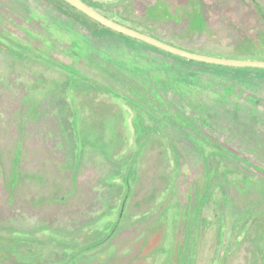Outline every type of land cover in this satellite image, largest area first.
<instances>
[{"label": "rangeland", "instance_id": "rangeland-1", "mask_svg": "<svg viewBox=\"0 0 264 264\" xmlns=\"http://www.w3.org/2000/svg\"><path fill=\"white\" fill-rule=\"evenodd\" d=\"M83 1L205 54L264 45V0H196L194 31L142 21L155 0ZM120 38L0 0V264H72L116 230L75 264H264V73Z\"/></svg>", "mask_w": 264, "mask_h": 264}, {"label": "trees", "instance_id": "trees-1", "mask_svg": "<svg viewBox=\"0 0 264 264\" xmlns=\"http://www.w3.org/2000/svg\"><path fill=\"white\" fill-rule=\"evenodd\" d=\"M60 1H62L66 5L70 6L71 8L76 9L75 7H73L70 4H68L67 2H65L64 0H60ZM255 5H256V3H255ZM256 8H257V10H260V7L257 6V5H256ZM76 10L79 11L78 9H76ZM79 12H81V11H79ZM258 12H259V14H260V16H261V18H262V20L264 22L263 14L260 11H258ZM81 13L84 14L83 12H81ZM85 16H87V15H85ZM178 17L179 18L180 17L181 18H185V20H186V22H185L186 23V27L185 28H186L187 31H194V29L197 30V28L199 29V28H202V26H204V27L206 26L205 20H204L201 12L199 10V6H198V3L196 2V0H189L188 3L186 4V6L181 7V8H177V7H174V8L172 7L171 8L170 5L168 4V2H166L165 0H155V2H153L152 4H149L146 7L145 13H144V17L142 18V21L145 20L147 24H150V22L152 20L158 21V22H164L166 20H174V19H176ZM90 19L93 20L96 24L100 25L101 27H104V28L112 31L113 33L117 34L119 36V38L120 37L121 38H127V39H131L133 41L139 42V43L143 44L145 47L151 49L152 51L161 52V53H165V54H168V55H171V56H174V57L182 58V59H184L187 62H191L193 64H197V65H200V66H202V65H205V66H219L217 64L205 63V62H200V61H196V60L186 59L185 57H182V56H179V55H176V54H172L170 52H166V51H164V50H162V49H160L158 47H155L153 45H150V44H148L146 42L140 41L138 39H135V38L129 37L127 35L118 33V32H116L114 30H111V29L107 28L106 26L101 25L100 23H98L94 19H92V18H90ZM118 20H119L118 22H120V23L124 24V22H125L126 23L125 25H127V26H130V27L135 28V29H137L139 31H142L144 33L152 35V36H154V37H156V38H158L160 40H163V41H165L167 43H170L172 45H175L177 47H181V48L193 51V52L202 53L201 52L202 50H199V49L197 50V49H194L192 47H186V46H184L182 44H179V43L173 41L172 39H168L165 36H161V35L156 34L155 32H153L151 30H147L145 27L142 26V24H139V23L138 24L137 23L136 24H132L129 21H128L129 22L128 23V22H126L127 21L126 19L120 20L118 18ZM124 20H126V21H124ZM262 43H264V41ZM203 52H208V51H203ZM212 53H214V52H212ZM206 54H208V53H206ZM215 54H209V55H215ZM217 55L220 56V57L264 60V45L260 49H257L255 45H253L250 41H248L246 43V49H244V50L238 49L236 51L233 50L231 54L219 53ZM217 55H215V56H217ZM244 68L248 69L249 71L264 73V68H254V67H244ZM27 125L30 127V124L28 122H27ZM20 126H22V125L19 124V127ZM37 130H38L39 135L43 136V139L47 140L48 138L53 136L51 130H48V132L42 131L40 127H37ZM34 136H38V134L36 133V134H34ZM57 148H59V147H57ZM51 150H53V148H51ZM43 151H42V153H44ZM9 192H10V190H9ZM93 221H94V219H93ZM115 232H112L109 235H106V234L105 235H100L101 233L98 234L97 231H96V237L100 236L99 240L94 238L93 240H91L87 244L76 245V247L69 252L68 256L65 259L68 262H72V264H75L76 259L78 258V256H80L82 254H87V253L96 251L97 249L102 247L112 236H114Z\"/></svg>", "mask_w": 264, "mask_h": 264}, {"label": "water", "instance_id": "water-1", "mask_svg": "<svg viewBox=\"0 0 264 264\" xmlns=\"http://www.w3.org/2000/svg\"><path fill=\"white\" fill-rule=\"evenodd\" d=\"M64 1L70 4L71 6L75 7L79 11L83 12L85 15L89 16L90 18L94 19L101 25L106 26L111 30L138 39L140 41L146 42L166 52H170L172 54L185 57L186 59L196 60L205 63H212V64H227L232 66L264 68V60L220 57L205 53L193 52L181 47H177L163 40H160L152 35L139 31L123 23H120L104 15L103 13L99 12L91 5L85 3L83 0H64Z\"/></svg>", "mask_w": 264, "mask_h": 264}]
</instances>
